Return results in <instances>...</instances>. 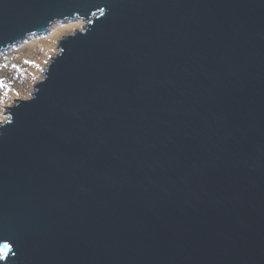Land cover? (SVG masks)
Instances as JSON below:
<instances>
[{
  "label": "water",
  "instance_id": "1",
  "mask_svg": "<svg viewBox=\"0 0 264 264\" xmlns=\"http://www.w3.org/2000/svg\"><path fill=\"white\" fill-rule=\"evenodd\" d=\"M67 21L0 125V264H264V0H0V53Z\"/></svg>",
  "mask_w": 264,
  "mask_h": 264
},
{
  "label": "rangeland",
  "instance_id": "2",
  "mask_svg": "<svg viewBox=\"0 0 264 264\" xmlns=\"http://www.w3.org/2000/svg\"><path fill=\"white\" fill-rule=\"evenodd\" d=\"M82 27L81 21L56 23L45 35L29 37L0 53V125L8 120L6 108L31 97L34 85L58 54V42Z\"/></svg>",
  "mask_w": 264,
  "mask_h": 264
},
{
  "label": "snow or ice",
  "instance_id": "3",
  "mask_svg": "<svg viewBox=\"0 0 264 264\" xmlns=\"http://www.w3.org/2000/svg\"><path fill=\"white\" fill-rule=\"evenodd\" d=\"M5 119H7V117H5ZM8 245H5V247H7Z\"/></svg>",
  "mask_w": 264,
  "mask_h": 264
}]
</instances>
